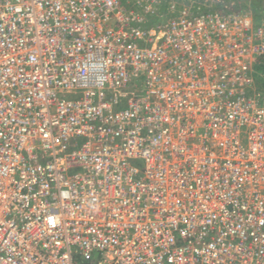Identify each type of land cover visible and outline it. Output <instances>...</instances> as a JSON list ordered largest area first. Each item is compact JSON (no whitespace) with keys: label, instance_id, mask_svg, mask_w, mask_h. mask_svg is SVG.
<instances>
[{"label":"built area","instance_id":"obj_1","mask_svg":"<svg viewBox=\"0 0 264 264\" xmlns=\"http://www.w3.org/2000/svg\"><path fill=\"white\" fill-rule=\"evenodd\" d=\"M161 4L0 0V264H264V24Z\"/></svg>","mask_w":264,"mask_h":264},{"label":"rangeland","instance_id":"obj_2","mask_svg":"<svg viewBox=\"0 0 264 264\" xmlns=\"http://www.w3.org/2000/svg\"><path fill=\"white\" fill-rule=\"evenodd\" d=\"M164 4V7L166 6L164 16L175 17L182 11L190 13L199 6L202 9L215 10L221 13L233 11L238 14H246L252 18L255 24H264V0H166ZM257 71L262 75L259 78L264 79V58L259 62ZM256 84L261 88L263 83L256 82Z\"/></svg>","mask_w":264,"mask_h":264},{"label":"trees","instance_id":"obj_3","mask_svg":"<svg viewBox=\"0 0 264 264\" xmlns=\"http://www.w3.org/2000/svg\"><path fill=\"white\" fill-rule=\"evenodd\" d=\"M165 1H166V0H162V4H161V8H160V12H159L161 15L164 14V12H165V11H164V9H165V7H166V6L164 7V5H165V4H164ZM163 16H164V15H162L161 17H159V18H157V19H155V20H156V21H159ZM256 18H257V17H256ZM256 82H257V83H258V82H259V83L262 82L263 84H262L260 87L264 90V79L257 77V78H256ZM257 85H258V84H257Z\"/></svg>","mask_w":264,"mask_h":264}]
</instances>
